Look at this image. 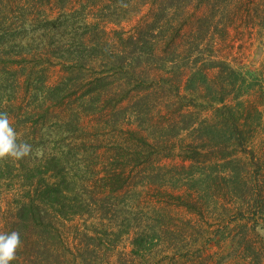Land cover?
Instances as JSON below:
<instances>
[{"label":"trees","instance_id":"trees-1","mask_svg":"<svg viewBox=\"0 0 264 264\" xmlns=\"http://www.w3.org/2000/svg\"><path fill=\"white\" fill-rule=\"evenodd\" d=\"M123 23L134 26L129 31H110L111 24ZM255 28L257 32L264 31V0H0V98L4 91L13 94L16 88L13 91L12 87H19L20 74L10 67L21 56L26 88L22 95L28 100L35 95L34 100L44 105L41 119L34 125L46 126L47 115H53L56 101L49 98V93L65 104L64 99L71 97L73 91L85 88L75 80L87 82L82 108L87 106L93 114L104 115L108 88L103 83L109 73H115L132 84L118 89L131 98L130 104L135 106L132 115H151L160 107L159 112L172 115L170 127L162 129L161 135L172 131L194 136L191 143L181 147L183 159L205 164L211 171L201 175L190 172L189 177L206 176L203 181L220 183L231 179L233 173L228 167L220 169L218 162L211 163L229 156L235 160L232 153L251 152L254 136L263 122L264 80L260 72L235 65L226 54L227 49L234 48V40H241ZM60 58L65 61L59 65L70 76L80 75L65 78L52 88L46 78ZM44 87L46 93L41 90ZM15 94L13 99L0 102V108H16ZM118 104L122 106V102ZM130 136L131 141L136 140L135 149L117 145V157L122 163L133 159L137 164L151 165L155 172L150 175L153 182L163 178L155 161L166 147L134 133ZM31 140L32 152L25 161L10 159L4 172L0 166V181L8 176L20 179L21 171L27 172L26 179L34 181L29 185V195L15 205L16 226L22 222L26 229L23 232L29 235L17 252L26 251L27 260L38 250L42 251L37 253L52 254L55 247L48 245L44 237L60 240L57 225L61 213L77 214L67 211L66 183L55 181L58 177L65 180L57 159L50 163L53 169H48L46 161L30 159L36 147L45 146V138L36 135ZM7 160L0 159V165ZM24 162L29 166L25 167ZM51 171L54 175H49ZM122 173L106 172L101 180L113 186L125 180V171ZM250 175L247 170L244 178ZM98 241L95 246H102L101 239ZM93 258L84 264H137L127 255H119L116 261L110 257L100 262L93 256L90 260Z\"/></svg>","mask_w":264,"mask_h":264},{"label":"rangeland","instance_id":"rangeland-1","mask_svg":"<svg viewBox=\"0 0 264 264\" xmlns=\"http://www.w3.org/2000/svg\"><path fill=\"white\" fill-rule=\"evenodd\" d=\"M133 26L131 23L111 24L110 31L123 28L129 31ZM257 30L248 31L239 41L234 40V48L227 49L226 54L235 65L260 72L264 80V31ZM14 61L10 68L20 74H17L19 87H12L13 91L16 88L13 94L4 91L0 102L13 99L16 93L17 107L0 108V112L8 114L18 133V142L29 143L36 135L45 138V146L36 147L30 159L36 157L46 161L48 169H53L50 163L53 158L57 159L56 164H61L65 180L55 174L58 177L55 181L66 183L69 189L65 199L67 211L77 213L64 215L60 212L57 225L60 240L44 237L48 245L55 247L52 254L33 251L31 260H27L26 251L19 252L21 256L16 257L15 264H84L94 260H90L91 256L101 262L110 257L116 261L119 255H127L137 264H264V115L251 152L232 153L236 155L235 160L229 156L211 163L218 162L220 169H231V179L220 183L203 181L206 176L192 179L188 175L192 174L190 172L201 175L211 171L205 164L183 159L181 147L191 143L194 136L172 131L161 135L162 129L170 127L172 115L159 112L160 107L151 115H132L135 106L130 104L131 98L118 91L132 84L120 75L109 73L103 83L108 88L104 98L108 104L106 114L95 115L89 107L82 108L88 86L87 82L75 80L85 88L73 91L71 97L64 99L65 104L56 100L54 93H49L56 106L52 108L53 115H47V125L38 126L33 122L41 119L39 114L44 105L34 100L35 95L29 100L22 95L26 89L25 66L21 56ZM62 61L65 60H57L48 71L49 87L58 86L65 78L79 77L78 73L70 76L59 65ZM41 90L46 93L45 87ZM130 133L170 150L163 149L156 161L154 158L163 178L153 182L150 175L155 172L151 165L137 164L133 159L122 163L117 157V145L135 149L136 140H130ZM251 159H254L253 164ZM9 161L1 162L3 172L7 171L4 167L9 166ZM123 170L124 183L119 181L111 186L101 180L106 172L117 175L123 174ZM247 170L252 174L248 179L244 178ZM19 174L20 179L5 174L8 177L0 181V232L17 231L23 241L29 240V235L23 232L26 229L22 222L16 226L15 205L29 195L32 191L29 185L34 181L24 177L25 171ZM108 200L112 204H107ZM99 239L103 245L96 247Z\"/></svg>","mask_w":264,"mask_h":264},{"label":"clouds","instance_id":"clouds-1","mask_svg":"<svg viewBox=\"0 0 264 264\" xmlns=\"http://www.w3.org/2000/svg\"><path fill=\"white\" fill-rule=\"evenodd\" d=\"M18 133L10 123L7 113L0 112V159L20 160L32 152L29 143L18 142ZM20 233L17 231L0 232V264H12L21 247Z\"/></svg>","mask_w":264,"mask_h":264}]
</instances>
